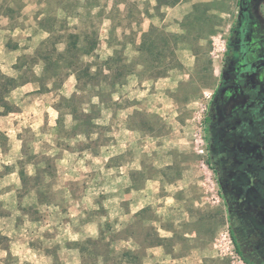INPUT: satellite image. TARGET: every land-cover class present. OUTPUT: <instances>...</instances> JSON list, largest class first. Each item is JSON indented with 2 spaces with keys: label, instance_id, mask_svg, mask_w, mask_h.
<instances>
[{
  "label": "rangeland",
  "instance_id": "obj_1",
  "mask_svg": "<svg viewBox=\"0 0 264 264\" xmlns=\"http://www.w3.org/2000/svg\"><path fill=\"white\" fill-rule=\"evenodd\" d=\"M153 2L150 6L146 0H0V72L14 78L18 85L35 79L52 82L57 105L61 111L73 113L77 118L76 129L84 130L89 136L86 144L96 148L113 142L115 130L110 124L100 123L104 117L100 119L99 115L121 104L113 97L126 94L120 88L127 79L135 80L136 76L143 82L159 79L156 85H144L149 89L139 95H154L147 102L148 108L154 109L164 103L159 94L165 88L162 78L171 75L175 83L168 81L165 93L169 113L134 110L129 120L133 132L128 134L133 138L136 157L147 153L142 175L152 178L160 173L166 191L174 196L170 201L172 211L160 223L170 232L165 237L166 259L155 262L160 255L152 251H146L144 259L150 264H245L232 241L225 186L228 182L238 193L243 177L240 171L227 167L219 168L220 174L216 172L218 165L214 160L222 157L223 148L209 145V120L218 123L240 107L238 76L244 62L264 56V0H247L244 15L240 14L241 0ZM176 3H191L189 13L179 23L165 18L169 7ZM148 18L153 27L181 35L175 41L166 38L174 55L172 59L166 58L168 71L158 78H148L137 64L139 42H136L140 41L141 28ZM73 39H77L82 51L92 49L80 57L82 64L71 65V53L65 51ZM106 44L111 48L107 49ZM108 58L113 60L111 69L105 64ZM129 67L131 70L126 72ZM119 68L121 74L115 71ZM73 71L77 72L78 81ZM63 84L66 85L62 90L68 96L56 91ZM7 87H1L5 100L11 91L6 92ZM218 98L219 104L215 102ZM8 104V109L18 111V105ZM3 110L0 102V112ZM259 112L264 113V106ZM22 121L21 133L30 143L28 119ZM1 132L0 143L4 146L7 140ZM25 151L23 160L28 163L31 153ZM164 152L166 159L162 162L160 153ZM23 168L27 175L22 183L15 178L7 181L11 187L18 182L17 198L35 185L48 192L51 199L60 197L61 189L53 178L55 167L53 164L51 167V162L47 169L51 183L42 181L41 175L31 178L29 164L23 163ZM4 171L0 167V174ZM248 197V201L262 204L254 218L264 224V200ZM230 199L233 202L235 197ZM4 201L0 200V214L9 210ZM5 202L9 204V199ZM26 207L29 212L27 203ZM150 210L157 219V214ZM157 221L152 224L155 226ZM248 229L256 231L254 226ZM256 242L263 256L264 239ZM179 254L189 258L172 262ZM5 259L13 261L11 257Z\"/></svg>",
  "mask_w": 264,
  "mask_h": 264
},
{
  "label": "crops",
  "instance_id": "obj_2",
  "mask_svg": "<svg viewBox=\"0 0 264 264\" xmlns=\"http://www.w3.org/2000/svg\"><path fill=\"white\" fill-rule=\"evenodd\" d=\"M146 1L150 6L154 5L153 0ZM190 7L191 3H176L169 7L165 18L179 23L187 16ZM150 21L148 18L143 23L141 31L148 29ZM105 46L111 48L108 44ZM162 79L161 84L165 88L159 94L164 103L157 104L154 109L147 106L149 98L154 95H139L149 89L144 85H156L159 79L143 82L136 76L135 80L127 79L121 85L120 90L126 94L113 97L121 104L110 110L107 108L104 114L101 112L99 115L100 119L104 117L100 123L110 124L115 130L113 142L98 148L86 144L89 136L80 127L76 129L77 118L73 113L61 111L52 82L43 83L35 79L11 89L6 99L18 105L19 109L0 112V130L7 140L4 146L0 143V167L6 170L0 174V200L9 199V204L4 201L8 212L0 214V232L8 237L7 249H0V264H106L101 256L94 263L83 262L77 244L86 238L100 236L110 243L109 255L123 249H136L137 244L131 238H114L113 235L126 228L144 208H151L157 214L153 223L158 221L153 227L160 237H167L169 229L160 223L164 215L172 211L170 201L174 196L166 191L160 173L152 178L142 175L147 153L136 157L133 138L128 134L133 132L129 120L134 110L148 109L146 111L159 115L169 113L166 87L175 81L171 75ZM64 85L56 91L68 96L62 90ZM26 118L31 133L30 143L21 133L22 120ZM145 146L141 145L142 148ZM25 150L31 153L28 163L23 160ZM165 159V152L160 153V160L163 162ZM50 162L51 167L52 164L55 167L53 178L61 189L60 197L51 199L48 192H42L35 185L23 197L17 198L15 189L20 187L18 182L17 186L11 187L7 181L15 178L22 183L27 175L23 163L32 168L28 172L31 178L41 175L42 181L51 183L47 175ZM25 203L29 205V212L27 207L24 208ZM146 251L161 256L155 258L157 263L166 259L163 245ZM145 256L146 253L139 258V264H150ZM7 257L13 261L5 259ZM188 258L179 254L172 262H183ZM121 264L128 263L123 260Z\"/></svg>",
  "mask_w": 264,
  "mask_h": 264
},
{
  "label": "flooded vegetation",
  "instance_id": "obj_3",
  "mask_svg": "<svg viewBox=\"0 0 264 264\" xmlns=\"http://www.w3.org/2000/svg\"><path fill=\"white\" fill-rule=\"evenodd\" d=\"M246 4L247 0H241L240 14L246 13ZM244 64L238 76L242 103L218 123L214 119L209 120V145L223 148L222 157L214 160L218 165L215 168L218 174L222 172L220 169L227 167L240 171L243 177L238 193L228 182L225 185L230 208L229 225L235 247L249 264H264V255L260 254L256 242L259 238L264 239V224L254 218L262 204L247 200L248 196L264 200V113L257 114L264 106V70L259 71L264 68V56ZM215 102L219 104V98ZM230 197H235V200L232 202ZM248 226H254L256 231L248 229Z\"/></svg>",
  "mask_w": 264,
  "mask_h": 264
},
{
  "label": "trees",
  "instance_id": "obj_4",
  "mask_svg": "<svg viewBox=\"0 0 264 264\" xmlns=\"http://www.w3.org/2000/svg\"><path fill=\"white\" fill-rule=\"evenodd\" d=\"M181 37L180 34H168L152 25L145 31L140 32V41L138 44L139 59L137 64L142 66L140 70L143 74H147L148 78H158L164 76L168 71L169 66L165 64L166 58L172 59L174 55V49L170 48L169 44L166 42V38L172 39L173 41ZM71 53V65L83 62L80 60L82 55L88 54L91 50L84 49L83 51L77 46V39L71 40L69 46L65 49ZM45 57L43 56V59ZM112 58H108L105 61L108 69H111ZM127 68V67H126ZM131 68L129 67L126 72H129ZM114 72V69L112 70ZM117 74H121L122 70L116 69ZM74 72V71H73ZM85 72L88 74V67L85 68ZM76 79L78 81V74L74 72ZM3 85H8L6 92L15 88L16 84L14 78L6 76L0 72V102L1 106L4 107L3 112L7 113L12 110L8 109V102L3 96V90L1 87ZM23 175V173H22ZM156 217L153 215L150 208H144L139 211L134 219L124 228L123 230L115 233L113 237H124L131 238L137 244L136 249H123L118 253L110 252V243L103 240L102 237L98 238H86L82 242H79L78 248L83 255V262H96L98 256H101L106 264H121L124 260L128 264H139L138 260L141 256L145 255L146 250L150 247L157 245H165L166 238L160 237L154 229L152 224ZM234 242V239L232 238ZM8 238L0 232V249H7ZM237 253L240 255L238 248H236ZM85 256V257H84ZM242 257V255H240ZM242 260L245 264H249L243 257Z\"/></svg>",
  "mask_w": 264,
  "mask_h": 264
}]
</instances>
